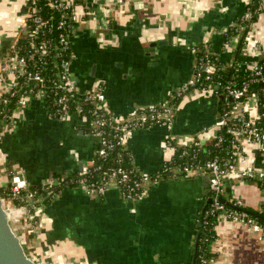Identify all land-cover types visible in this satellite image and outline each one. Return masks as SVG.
Segmentation results:
<instances>
[{
  "label": "crops",
  "instance_id": "0c3cea01",
  "mask_svg": "<svg viewBox=\"0 0 264 264\" xmlns=\"http://www.w3.org/2000/svg\"><path fill=\"white\" fill-rule=\"evenodd\" d=\"M250 2L77 0L80 18L71 44L78 87L102 85L103 106L123 118L134 107L169 103L171 92L192 75L196 46L219 57L224 69L235 60L263 61L260 17H252V26L236 35L224 34ZM27 3L0 0V45L17 32ZM30 101L3 124L0 175L6 182L0 190L22 179L29 189L42 191L44 201L34 212L39 229L19 231L31 259L36 264H193L197 220L211 197L207 178L159 182L138 204L124 201L113 183L102 196L65 186L62 180L81 165L94 164L96 139L80 115L48 120L43 102ZM175 106L171 130L153 125L128 132L124 151L132 168L155 173L172 158L165 143L169 137L179 146L196 138L209 144L219 101L190 91ZM254 165L264 169V158L255 157ZM224 184L228 200L264 212V192L252 180L228 177ZM215 232L210 245L215 264H264L261 231L221 216Z\"/></svg>",
  "mask_w": 264,
  "mask_h": 264
},
{
  "label": "built area",
  "instance_id": "2783aa9c",
  "mask_svg": "<svg viewBox=\"0 0 264 264\" xmlns=\"http://www.w3.org/2000/svg\"><path fill=\"white\" fill-rule=\"evenodd\" d=\"M250 1L224 32L225 37L250 28L252 17H260L264 23V0ZM76 3L77 0H28L17 32L0 53V142L3 124L13 110L28 106L31 99H40L48 120H66L76 114L84 118L86 132L96 139L97 156L105 159L112 150H125L126 136L133 129L160 125L171 130L176 100L190 91L214 97L220 102V110L209 144L224 148L222 153L211 159L201 158L200 152L206 145L199 138L190 146H179L169 137L165 143L173 151L172 158L155 173L139 172L132 167L81 165L75 180L69 183L97 196H102L108 184L113 183L124 201L138 204L159 182L177 176L206 177L211 197L203 218H199L203 220L202 227L208 224L210 216H222L261 231L264 238L263 227L253 217L220 201L228 177L252 180L264 192V169L254 165L255 157L264 158V60L248 65L235 60L231 64L232 77L224 79L220 58L208 53L204 46H196L192 75L171 92L169 103L134 107L123 118H117L103 106L104 87L82 90L72 73L71 43L80 18ZM175 154L180 161L174 158ZM0 194L7 203L13 231V227L29 232L39 229L34 212L44 201L42 192L29 189L22 179H15ZM232 205L239 206L234 202ZM130 210L135 212L134 206ZM201 240V245L210 242L207 236ZM198 260L199 264H215L214 258L203 254Z\"/></svg>",
  "mask_w": 264,
  "mask_h": 264
},
{
  "label": "trees",
  "instance_id": "16d2710c",
  "mask_svg": "<svg viewBox=\"0 0 264 264\" xmlns=\"http://www.w3.org/2000/svg\"><path fill=\"white\" fill-rule=\"evenodd\" d=\"M222 73V76L224 77V79H228V78H231L232 77V72H231V69L230 68H225L223 69V71H221ZM181 98H179L178 100L176 101H179ZM220 103V102H219ZM97 147V146H96ZM224 148H221L220 149L218 148H215L211 143L210 144H206V147L204 149L201 150L200 152V157L201 158H208V159H211L213 158L215 155H217L218 153H222L224 150ZM98 150V147L96 148V150H94V164L92 167H95V166H98V165H102V166H107V165H110L112 167H115V166H122V167H126V168H131V163H130V158L127 154L126 151H123L122 149H115V150H112L105 159H102L100 157L97 156V153L96 151ZM177 154V153H176ZM174 156V158L177 160V161H180V159H178V156ZM78 171V170H77ZM78 174V172L76 173ZM76 174L67 178V179H63L62 180V184L67 186V184H69V186H72L70 185V180L71 181H74L75 178H76ZM164 174V173H163ZM162 178H165V175H162L161 176ZM70 182V183H69ZM40 192L41 189H38ZM226 196V195H225ZM224 198L226 199L227 201V206L231 207V208H234L235 210L237 211H240V212H247L251 217H253L255 219V222L258 223L260 226L263 227L264 229V212H261V213H254L255 215H258L259 217H255V215H252V213L254 212L253 210L249 209L248 207H240V206H233V201L231 200H228L229 197H225ZM209 206V205H208ZM208 206L206 208H208ZM204 208V210L206 209ZM203 210V211H204ZM203 211L199 214V216L202 217V213ZM203 218V217H202ZM201 221H203L202 219L200 220H197V245L195 246V249H194V261H193V264H199V255L200 254H203L204 256L208 257V258H213V255L212 253L210 252V245L215 241L214 239L216 238V226H217V223L219 221V217L218 216H213V217H209L208 218V224L205 225L204 227H202V224H201ZM203 236H207L210 240L209 243L207 244H204V245H201L202 244V240L201 238Z\"/></svg>",
  "mask_w": 264,
  "mask_h": 264
},
{
  "label": "water",
  "instance_id": "95a60500",
  "mask_svg": "<svg viewBox=\"0 0 264 264\" xmlns=\"http://www.w3.org/2000/svg\"><path fill=\"white\" fill-rule=\"evenodd\" d=\"M220 201L227 204L222 197ZM207 203L209 204L210 200ZM252 215H255L254 212ZM10 221L7 203L0 194V264H36L25 251L18 235L12 230Z\"/></svg>",
  "mask_w": 264,
  "mask_h": 264
},
{
  "label": "rangeland",
  "instance_id": "374dc122",
  "mask_svg": "<svg viewBox=\"0 0 264 264\" xmlns=\"http://www.w3.org/2000/svg\"><path fill=\"white\" fill-rule=\"evenodd\" d=\"M8 27H11V25L9 24V26ZM0 42H1V37H0ZM6 45V44H5ZM5 45H3V44H1L0 46V49L2 48H4L5 47ZM3 46V47H2ZM6 182V180H5V178L4 177H2L1 175H0V186H1V184H4ZM14 228V231H15V233L18 235V237L20 238V241H21V243L24 245V249H25V251H26V248H25V243H24V239H23V237L21 236V233L18 231V229H15V227H13ZM27 252V251H26ZM28 254V253H27ZM31 258V257H30Z\"/></svg>",
  "mask_w": 264,
  "mask_h": 264
},
{
  "label": "flooded vegetation",
  "instance_id": "af4514ba",
  "mask_svg": "<svg viewBox=\"0 0 264 264\" xmlns=\"http://www.w3.org/2000/svg\"><path fill=\"white\" fill-rule=\"evenodd\" d=\"M2 50V49H1ZM1 50H0V53H1ZM71 52H72V44H71ZM73 53V52H72ZM74 53H73V63H74ZM73 65V64H72Z\"/></svg>",
  "mask_w": 264,
  "mask_h": 264
}]
</instances>
